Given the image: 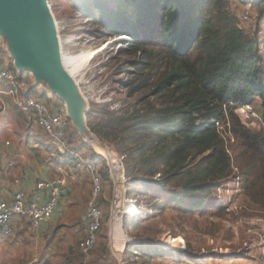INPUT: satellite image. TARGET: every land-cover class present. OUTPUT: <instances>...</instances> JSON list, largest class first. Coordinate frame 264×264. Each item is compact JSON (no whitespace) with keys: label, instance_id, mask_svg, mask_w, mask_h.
<instances>
[{"label":"trees","instance_id":"trees-1","mask_svg":"<svg viewBox=\"0 0 264 264\" xmlns=\"http://www.w3.org/2000/svg\"><path fill=\"white\" fill-rule=\"evenodd\" d=\"M71 1L94 24L98 38L128 36L117 51L133 57L125 64L128 79L120 81L126 96L135 98L133 103L113 110L92 104L88 111L91 130L121 153L125 182L165 190L164 206L191 213L201 209L236 168L240 195L264 208V126L251 129L237 111L259 98L264 119V43L239 25L231 0ZM70 133L76 136L73 129ZM67 142L78 154L70 138ZM94 156L105 166V172L99 169L100 178L111 181L104 159ZM67 157L73 166L81 162L74 155ZM141 217L132 226L126 224L137 231V239L155 242V216ZM102 246L100 253L95 246L84 263L76 243L72 261L118 264L108 246ZM153 246L126 243L122 264H128L127 253L137 254L136 247ZM157 250L147 257L183 255L180 250Z\"/></svg>","mask_w":264,"mask_h":264},{"label":"rangeland","instance_id":"rangeland-1","mask_svg":"<svg viewBox=\"0 0 264 264\" xmlns=\"http://www.w3.org/2000/svg\"><path fill=\"white\" fill-rule=\"evenodd\" d=\"M257 2L258 5L256 4ZM48 4L58 30L64 53L71 57L91 54L81 63V68L77 76L71 72L69 64H66L67 69L74 76L73 80L78 83L81 95L86 100L87 110H92V104L97 109L106 106L110 110H113V108L119 109L121 106L133 103L135 98H128L120 85V81L128 79L126 70L129 68L125 67L126 60L133 57L132 55H119L117 51L121 46L126 45L123 41L127 40L128 36L122 35L103 41L102 37L98 38V36L94 35L96 30L94 24L89 22L86 17L81 15L72 6L73 1L48 0ZM231 7L238 14L239 25L246 32L255 34L264 43V0H231ZM260 12H263L261 17L262 22L257 27V19ZM245 14L248 16L247 20L242 19ZM1 40L3 41L0 36V54L6 57V60L13 68L12 59L9 57V53L4 46L5 44ZM261 53L264 64V44ZM44 91L43 89L41 90L42 95L48 99V103H51L50 100L56 97ZM56 100L58 101V108H63L65 111L63 102L58 98ZM250 103L256 110L257 116L252 118V120H246L248 122L247 125L253 130H258L264 126L261 109L262 101L257 98ZM52 105L54 106L55 104ZM90 117L87 112L85 114L87 127L90 132L95 134L89 126ZM1 121L0 146L4 140L15 138L17 133L14 128L11 130L7 129L2 125ZM72 129L74 130V134L76 133L74 137H71L72 133H70V130ZM19 135V139L22 138L19 143L21 144V148H24L26 145L24 132H20ZM44 136L49 142V137L46 134ZM69 138L72 141L71 145L79 149L78 154L84 161L83 163L80 162L81 165H69V168L74 174L72 178L75 181V188L72 192V208L76 205L81 206L85 200L83 197L85 196L86 187L90 182V175L86 164L94 163L98 169L105 172L103 162L101 160H99L98 164L95 162L96 156L94 155L97 152L100 158L104 159L112 181L108 178L106 179L104 176L101 177L103 190L100 199L103 201L100 207L103 211V222L102 228L98 233V243H96L94 249L96 253H100L102 247H104L102 245L105 244L110 250L111 257L117 259L118 264H122L124 253L121 252L122 260H120V253L112 250V240L114 241L115 237L121 239L127 236L130 243L138 242L140 239L136 238L137 231L131 227L133 220L140 218V215L142 216L141 218L154 215L155 218L152 220L151 225L153 227L152 232L156 236L154 243L160 244L152 243L151 245L156 246V248L154 249L153 246L147 248L148 250L146 248L141 249L136 247L138 248L135 250L136 255L133 253L126 254L128 264H190L196 262L201 264H264L256 247L258 234L264 226V208L252 204L247 198L240 195V184L238 183L239 174L236 168L233 171L234 175L224 179L221 187L213 191L205 205L201 209H196L191 213H184L178 210V208H173V205L164 206L165 200L162 199V196L166 194L165 190H160L153 185L146 187L140 186L138 183L130 184L129 181L125 182L123 184V197L124 199L136 200L138 210L135 214H131V216L130 214H121L118 216L121 227L116 228L112 227L110 222L113 214L112 203H114L116 192V179L114 174L118 170H113L112 164L107 160V157L109 159L110 157L106 156V154H112L113 161L117 163L112 153L113 151L121 159L122 163L119 164L122 166L121 153L115 150L113 143L108 140H102L97 136L95 138L104 144L108 151H102L103 153H101L99 150L94 149L90 143L85 142L84 138L78 134L71 122L66 141ZM28 157H30L29 159L32 158L29 155ZM71 171H68V173ZM159 204L160 208L158 206ZM131 208L126 210H133ZM138 212L140 213L137 214ZM127 216H130L132 219ZM77 221V216H74L69 223L67 222L68 225L65 226V230L69 231V228L77 223ZM126 223H129L131 226H128ZM64 233L58 240L55 235L49 236L45 240L47 244L51 242L56 243L57 241H62L64 244L66 242L67 245L73 244L74 240L72 241L71 239L70 241L67 238L69 235H67V231H64ZM53 236L56 239L52 241ZM172 239H176V241L171 242ZM139 242L143 243L141 240ZM163 244L167 246H162ZM178 247H183L180 250L183 252L182 257L175 255L169 256L168 254H163L165 257L162 254L161 256L147 257L148 254L153 253L157 249H171V253L179 252ZM56 256L58 257V253ZM90 257L88 260H90Z\"/></svg>","mask_w":264,"mask_h":264},{"label":"crops","instance_id":"crops-1","mask_svg":"<svg viewBox=\"0 0 264 264\" xmlns=\"http://www.w3.org/2000/svg\"><path fill=\"white\" fill-rule=\"evenodd\" d=\"M23 74L29 77L32 83L31 94L41 93L42 89L49 94L41 85L33 83L30 74ZM50 101L51 104H55V108H58L56 98ZM19 112L8 95L0 96V121L2 120V125L7 129L14 128L17 132L15 138L4 140L1 143L2 147L0 146V198L6 202L12 200L13 192L16 189L14 183L16 179L19 180V186L26 192L29 199H33V193L39 180L65 177L67 185L52 217L43 221L37 229H31L26 219L17 216L12 221L10 234L7 236L0 234V264H29L30 259L35 256L41 258L44 264H75L72 261L71 252L75 249L78 237L72 232L73 225L69 231L65 230V226L74 216H77L78 219L84 210L90 182L86 187L83 197L85 200L82 205H76L72 208V192L75 188V181L72 178L74 174L69 168L71 163L68 157L59 156L54 145L50 143V140L47 141L35 121ZM20 132H24L25 151L19 143L22 139H19ZM16 138L17 140H15ZM28 155L32 158L29 159ZM81 159L79 160L83 163L84 161ZM79 164L77 163V165ZM68 171L71 172L68 173ZM47 197L48 191L43 190L38 203L42 204ZM64 231H67V235L69 234L68 240H74L73 244L67 245L66 242L64 244L62 241L47 244L45 240L47 237L55 235L58 240L62 234H65ZM55 237L53 236L52 241L56 239ZM121 249L120 253L123 252L124 248ZM57 253L58 257L56 256Z\"/></svg>","mask_w":264,"mask_h":264},{"label":"built area","instance_id":"built-area-1","mask_svg":"<svg viewBox=\"0 0 264 264\" xmlns=\"http://www.w3.org/2000/svg\"><path fill=\"white\" fill-rule=\"evenodd\" d=\"M247 18L248 16L246 14L242 17L243 20H247ZM0 85L2 86L0 96L8 95L17 110L35 121L42 132L49 137L51 144L54 145L59 156L67 157L68 155H74L78 159H81L78 154L70 150L68 142L66 141L70 121L64 109L55 108L51 103H48V99L41 93L31 94L32 83L29 77L25 75L19 76L18 72L10 66L6 57L1 54ZM237 109L239 117L243 121L252 120V118L257 116V112L251 103L242 104ZM215 123L219 128L223 129V127L219 126L218 122ZM6 144L8 143L6 142ZM116 160L120 164L122 163L118 157ZM86 165L90 175L88 198L77 223L72 227V232L78 237L77 245L84 263L90 257L91 251L97 243L99 238L98 233L103 220V211L98 205L103 190L99 169L94 163H87ZM124 171L122 165L116 173V180L122 185L125 184ZM14 183L16 189L13 192L12 200L6 202L0 198V234L4 236L10 234L12 221L17 216L26 219L31 229H37L43 221L51 218L54 209L62 199L67 185V179L65 177H59L39 180L33 193V199H29L26 192L19 186L18 179ZM43 190L48 191V197L42 204H39L38 199ZM124 203H132L136 206L137 201L128 198L124 199ZM113 205L114 203H112V208ZM124 214L127 213H122V215ZM175 241L176 239H172L171 242ZM127 242L129 243V241ZM127 242H124L122 248L125 247ZM162 246L167 245L163 244ZM256 247L264 261V226L258 234ZM177 249L182 250L183 247H178ZM29 264L44 263L41 258L35 256L30 259ZM190 264L201 263L196 262Z\"/></svg>","mask_w":264,"mask_h":264},{"label":"water","instance_id":"water-1","mask_svg":"<svg viewBox=\"0 0 264 264\" xmlns=\"http://www.w3.org/2000/svg\"><path fill=\"white\" fill-rule=\"evenodd\" d=\"M0 36L13 68L30 74L35 85L63 102L72 126L85 142V133L96 137L86 124V100L59 57L62 45L48 0H0ZM119 257L122 260L121 253Z\"/></svg>","mask_w":264,"mask_h":264},{"label":"bare ground","instance_id":"bare-ground-1","mask_svg":"<svg viewBox=\"0 0 264 264\" xmlns=\"http://www.w3.org/2000/svg\"><path fill=\"white\" fill-rule=\"evenodd\" d=\"M60 53H59V57L60 59L62 60V65L64 66V68L66 69V71L68 72V74L74 79V76L69 72V70L67 69V66L66 64L68 63L69 64V67H70V70L71 72L77 76V73L78 71L80 70L81 68V63L84 61V59L89 55L91 54H88L86 56H70L68 54H65L64 51L62 50V48L60 49ZM86 140L97 150H99L101 153H103L104 151H108L107 147L102 144L98 139H96L94 136H91L87 133L84 134ZM103 151V152H102ZM106 156H109L110 159L108 158V161L112 164V168L113 170H119L121 168V165L119 164V162L117 161V163H115L113 161V156L112 154H106ZM114 171V172H115ZM115 176V179H116V173L114 174ZM124 187L122 184L118 183L117 180H116V192H115V200H114V205H113V214H112V218H111V226L112 227H121V222L120 220L118 219V216H120L122 213H127V214H135L137 212V207L132 204V203H124ZM132 207V208H131ZM128 208H131L133 210H126ZM131 211V212H129ZM123 237V236H122ZM128 237L125 236L124 238H121V239H117L115 237V240L113 241L112 240V250L114 252H118L120 253V251L122 250V246L124 244V242L128 241Z\"/></svg>","mask_w":264,"mask_h":264}]
</instances>
